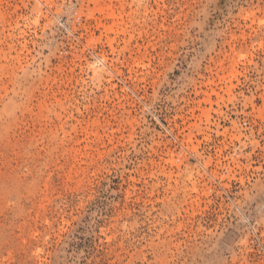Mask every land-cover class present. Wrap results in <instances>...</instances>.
<instances>
[{
    "label": "rangeland",
    "instance_id": "obj_1",
    "mask_svg": "<svg viewBox=\"0 0 264 264\" xmlns=\"http://www.w3.org/2000/svg\"><path fill=\"white\" fill-rule=\"evenodd\" d=\"M0 264H264V0H0Z\"/></svg>",
    "mask_w": 264,
    "mask_h": 264
}]
</instances>
